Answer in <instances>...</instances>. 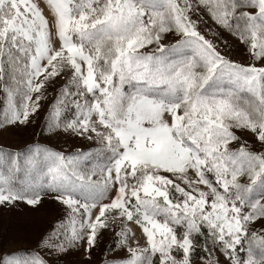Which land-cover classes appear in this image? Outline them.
Listing matches in <instances>:
<instances>
[{"label":"snow or ice","instance_id":"snow-or-ice-1","mask_svg":"<svg viewBox=\"0 0 264 264\" xmlns=\"http://www.w3.org/2000/svg\"><path fill=\"white\" fill-rule=\"evenodd\" d=\"M30 129L0 209L62 211L0 264H264V0H0V136Z\"/></svg>","mask_w":264,"mask_h":264},{"label":"rangeland","instance_id":"rangeland-1","mask_svg":"<svg viewBox=\"0 0 264 264\" xmlns=\"http://www.w3.org/2000/svg\"><path fill=\"white\" fill-rule=\"evenodd\" d=\"M233 55L242 59L238 51ZM29 133H9L6 137L0 136V145L19 148L29 140H35L34 135ZM59 149L71 152L80 147L82 142L72 137L61 136L58 141L53 142ZM62 208L52 202L46 201L37 209H32L24 204H19L11 209H0V252L32 249L35 247L41 234L50 223H55ZM259 227V225H257ZM138 231V230H137ZM108 234L105 236L107 242ZM100 256H97V260ZM59 264H80L78 254H69L59 260Z\"/></svg>","mask_w":264,"mask_h":264}]
</instances>
